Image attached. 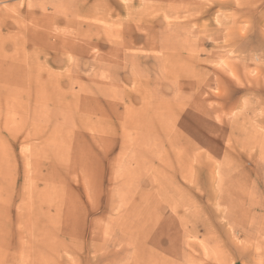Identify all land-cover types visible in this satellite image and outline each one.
Returning <instances> with one entry per match:
<instances>
[{
  "label": "rangeland",
  "instance_id": "1",
  "mask_svg": "<svg viewBox=\"0 0 264 264\" xmlns=\"http://www.w3.org/2000/svg\"><path fill=\"white\" fill-rule=\"evenodd\" d=\"M0 264H264V0H0Z\"/></svg>",
  "mask_w": 264,
  "mask_h": 264
}]
</instances>
